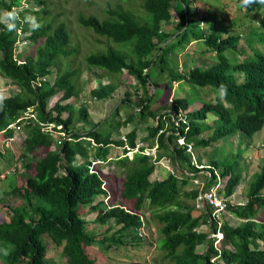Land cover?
Instances as JSON below:
<instances>
[{
    "label": "trees",
    "instance_id": "1",
    "mask_svg": "<svg viewBox=\"0 0 264 264\" xmlns=\"http://www.w3.org/2000/svg\"><path fill=\"white\" fill-rule=\"evenodd\" d=\"M172 1L143 0V16L117 7L107 9V17L99 18L95 14L77 17L81 27L122 44L118 49L108 46L103 52H90L84 61L88 66L110 73L126 71L134 78V90L137 93L141 88L142 94L133 117L139 116L141 121L149 115L155 118V123L146 125L147 134L140 139L136 127L124 135L125 140L119 134H112L113 125L101 130L96 123L85 133L73 131L75 121H87L88 113L85 106H79L78 117L74 115V102L80 92L78 70L69 68L68 58L77 54V48L71 44V34L63 21L54 23L55 17L44 20L39 10L24 7L18 10L21 19L27 13L35 16L42 25L38 30L32 31L27 23L18 22L16 30L9 32L0 23V74L17 86V91L3 96L0 129H6V135L12 136L16 130L7 128V124L29 109L37 115V120L24 118L17 122L23 123V137L17 142L19 160L10 149L0 151V158L7 163L11 160L1 172L9 170L13 174L19 170L16 161L30 167V157L35 160V174L26 175L24 186L12 184L10 190L3 192L19 195L21 202L7 206L10 211L8 221L0 220L2 264H58L47 258L48 245L43 236L56 247H61L66 264H95L85 246H104L105 249L123 243V237L141 239L138 232L140 229L144 231L148 220L146 211L149 210L153 220L161 224L157 248L162 252V261L173 264H218L221 261L224 264H264V159L250 183L247 201L233 205L227 199V210L241 219L237 225L226 221L219 224L211 215L212 209L195 208L198 188L190 174L201 169L210 171L212 176L206 182L208 187L215 182V171L220 169L221 180L227 176L219 187V193L225 198L231 196L238 185V161L227 163L209 159V163L204 164L198 157L199 164L203 165L199 168L193 163L192 149L207 147L238 132L249 137L262 129L264 53L252 44L254 41L264 42V31H253V38H243L252 50V54H245L246 44L239 45L240 33L222 37L212 23L200 28L198 20L192 17L188 0H174L175 5ZM235 1L247 14L264 11V4L253 3L244 7L241 0ZM37 2L43 3V0ZM18 5L20 0H0L3 11L18 9ZM172 9L178 20L173 30H166L163 26L171 21ZM203 21L206 22V17ZM19 33L33 44V52L22 56V62L15 58ZM172 36L178 43H188L191 38L203 39L204 51L212 52L214 57L210 63L187 71H168L165 81L184 80L200 87L211 86L216 95L212 100L203 101L200 108L187 112L184 111L191 102L175 97L170 106L165 107L166 111L159 113L157 108L149 106L152 96L148 87H159V77L167 69L168 57L174 50V42H167ZM229 49L233 51L234 59L226 56L225 51ZM240 54L245 56L240 58ZM64 66L65 70H62ZM154 68H158L155 75ZM53 70L56 75L51 81L49 76ZM221 84L227 88L223 100L217 95ZM115 89L113 82L100 83L90 93L96 99H104ZM58 92L62 93L60 99L48 107L51 97ZM125 100L131 102L129 97ZM114 114H117V108L112 110L111 119ZM209 115L211 121L207 122ZM38 121L61 124V129L69 132V138L55 142L53 133L42 129ZM207 130L211 133L201 136ZM180 138L183 143H178ZM142 141H149L150 147L156 146L154 158L143 152L144 146L138 145ZM112 145L122 147L123 152L108 158ZM136 145L138 150L130 158L125 153ZM40 147L46 149L43 156L37 155ZM163 158L168 159L172 167H159L161 178L150 179L158 161ZM110 161L122 173L121 197L133 201L132 210L105 200L108 194L106 185L113 186L118 179L117 173H106L103 169V165ZM12 167L17 170L12 171ZM82 208L85 212L95 213L92 222L104 226L106 234L98 238L89 232ZM195 210L198 214H193ZM258 214L262 216L260 220H257ZM202 224H209L211 231L199 230ZM217 231L223 234L219 244H215L216 236H210ZM199 245H204L203 251H198Z\"/></svg>",
    "mask_w": 264,
    "mask_h": 264
},
{
    "label": "rangeland",
    "instance_id": "2",
    "mask_svg": "<svg viewBox=\"0 0 264 264\" xmlns=\"http://www.w3.org/2000/svg\"><path fill=\"white\" fill-rule=\"evenodd\" d=\"M37 1L38 0H20L18 10L28 7L32 10H39L41 17L44 18V20H46L47 17L49 20H52L53 17H55L54 23H57V21H63L66 24L68 32L71 34V44L77 48V54L68 58L70 60V62H68L69 68L76 71L78 70L77 80L79 82L78 88L80 92L74 102V115L77 118L78 107L85 106L88 113V120H76L75 125L73 126V131L85 133L88 128H90L93 124L96 125L97 123L99 127H101V130L108 128L109 125H113L112 134H119L120 138L134 127H136L139 139L142 136H146V125H152L155 123V118L149 115L141 121L139 116L133 117V113L135 111L137 112L136 105L137 102H139L140 95L142 94L141 88L137 93L135 92L134 86L136 81H134V78L126 71L110 73L97 67L88 66L84 61L85 56L90 52H103L108 46H114L118 49L122 47V44L115 43L114 41L113 43L105 37L95 34L92 30L81 27L77 21V17L79 15L95 14L99 18L107 17V9L117 7L131 11L135 15L143 16V0H43V3H38ZM195 2L198 3L202 9H204L206 27H209V24L212 23L214 29L217 30L222 37L229 34L235 35L236 33H240L241 39L239 41V45L241 46H245L246 44L243 38H253V31H264V11L247 14L243 8H239L237 6L235 0H193V4ZM172 4L175 5L176 2L173 0ZM196 5L197 4H194L195 7ZM44 9L46 10L43 11ZM3 12V9H0V13ZM26 16H31V14L27 13ZM177 20L178 16L175 11L172 10V20L168 24H164L163 28L166 30H173ZM192 28L195 29V26ZM172 42H174V50L170 52L168 57L169 65L167 66V69L163 70L164 74L159 77V79H161L159 81V87L156 89H154L152 85H149L148 87L152 96L149 106L150 108H157L158 112L164 111L163 109L165 107H169L171 99H174V96H176L185 98L191 102V106L189 105L190 107H188L184 112L189 111V109L192 110L200 108L203 101L212 100L214 98L216 91H214L211 86L200 87L184 80H179L175 86L171 82L168 83L169 79L165 81L167 79L166 73H168V71L173 73H177V71L183 72L185 69L195 65L208 64L213 60L214 54H206V51H204L205 49H203L205 46L201 44V40L200 42L194 41L190 47L187 48L185 47L189 42L178 43L176 40ZM32 45L33 44L30 43L29 40L23 37V34L19 33V41L15 44V58L22 60V56L33 52ZM252 45L264 53L263 40L261 42L254 41ZM75 47H73V49ZM186 49H188L187 51L189 53L193 52L194 57H191V54L184 55ZM194 49L196 50L193 51ZM232 52L233 51L230 49L225 51L228 58L230 57L231 59H234V57L231 56ZM245 54H252V50L249 46H247V44ZM240 58H243L241 57V54ZM64 68L65 66L62 70H65ZM156 73H158V68H154V75ZM55 75L56 72L53 70L49 79L51 81L54 80ZM107 82H113L116 84L115 91L104 99L94 98L91 95L90 90L99 86L100 83L104 84ZM166 84H168V86ZM13 91H17V86L10 83L8 78H5L0 74V96H7ZM61 94V92H58L53 95L49 101L48 107H51L56 100L60 99ZM126 97H129L131 100L130 103L125 100ZM68 101H70V99ZM115 108H117V114H114L111 119L110 114ZM31 113L32 111L30 110L23 114L24 118L27 115H30V118L35 117V114ZM131 114L132 118L129 119ZM62 116H66V112ZM210 116L211 115L208 116L209 118L207 122L211 121ZM38 123L41 127L45 126V124L40 121H38ZM44 129L53 132L55 142H58L59 139H63L60 135V130H53L49 128ZM210 133L211 130H207L202 133L201 136L206 137ZM68 138L69 137H65V139ZM142 142L143 143H139L138 145L144 146L145 149L143 151L148 152V155L154 158L155 154H153V149L155 146L150 147L151 145L149 141ZM122 149V147H117L115 145L110 146L108 158H113L118 153L123 152ZM37 151V155L43 156L46 149L44 147H40ZM133 151H137L136 147L128 149L125 154L131 158L134 154L132 153ZM10 153L19 160L20 149L17 146H13ZM192 155L196 164L200 163L198 162V157L201 158V162L204 164L209 163V159H217L218 161L224 160L227 163L238 161L237 172L240 175V181L233 194L227 199L231 200L233 205L238 203L244 204L247 201V193L249 191L250 183L255 178V174L260 170L264 159V125L261 130L255 132L249 137L242 132H238L232 138L225 137V139L212 142L207 147L194 148L192 149ZM9 156L11 155L9 154ZM30 159V167L23 166L20 161H16V163L19 164L18 171L13 174L8 173L10 174L9 177L8 174L5 178L0 176V220L4 219L8 221L10 216V211L8 209L9 206L21 202V197L19 195L4 194L3 192L10 190L13 185L24 186L26 175L35 174V160H32V157H30ZM9 162L11 163V160ZM9 162L7 163L4 159L0 158V172L8 166ZM111 164H113L112 161L106 163V165H103V169L106 173L109 171L117 173L118 179H116V182L114 183L115 185L113 184V186L110 187L106 185L108 194L105 200L108 199L109 203L112 201L117 204H122L125 208L132 210L131 207L133 201H126L121 197V183L123 180L122 173H119L116 170V167L113 166L114 164ZM159 167L170 168L172 166L168 159L162 160V163H159L156 166L153 174L150 176V179H154L155 177L161 178ZM219 170L220 169L217 171L219 172ZM226 178L227 176L221 180V184H224ZM221 189H223V187H221ZM262 191L264 193V189ZM83 210L84 209L82 208L81 212H83V215L88 220L89 232L98 238L106 234L104 226L92 222L95 213L89 211L85 212ZM193 214H198V211L195 210ZM146 217L148 220L144 227L145 236L141 239H133L129 236L128 238L123 237V243L116 244L105 249L104 246H90L91 251L89 252V255L92 258L97 259L96 264H132L134 262L140 264H173L171 261H162V252L157 248L158 238H160L161 224L153 220L150 215V210L146 211ZM260 218H262V216L258 214L257 220H260ZM216 220L219 224L220 222L226 221V223L228 222L230 225H237L241 221V219L236 217L227 209L220 212L219 217ZM198 228L199 230L205 232L211 231L209 224H202ZM217 235L218 234L216 233L215 236L217 237ZM210 236H213V233H210ZM43 237L44 241H46L48 245L47 258L55 260L58 264H66L65 256L59 248L56 247L50 240L48 241L46 236ZM197 249L198 251H203L204 245H199ZM218 264L224 263L221 261V263L218 262Z\"/></svg>",
    "mask_w": 264,
    "mask_h": 264
},
{
    "label": "built area",
    "instance_id": "3",
    "mask_svg": "<svg viewBox=\"0 0 264 264\" xmlns=\"http://www.w3.org/2000/svg\"><path fill=\"white\" fill-rule=\"evenodd\" d=\"M23 120V117H19L17 118L14 122L7 124L6 127L10 128V127H14V129L16 130L15 133L12 136H7L5 131L6 129H0V151H5L6 149H10L13 146H17V142L21 141V138L23 137V132L21 131V126L23 123L21 124H17V122ZM53 123H47L43 128H53ZM60 127V126H59ZM20 130V131H18ZM60 135L62 138L65 137H69L68 133H66L63 130H60ZM55 138V137H54ZM125 140V138H123ZM60 139L57 143H60ZM179 142H182V139H179ZM138 146H136V150ZM144 152V151H143ZM145 154H149L148 152H144ZM156 153V147H154L153 149V154ZM19 162V161H18ZM97 163L99 161H96ZM193 163L196 167L202 168L203 165L201 164H196L193 160ZM17 164V163H16ZM207 167V166H206ZM12 171L17 170L16 167L11 168ZM8 173H10L9 170L3 171L1 173V177L4 178ZM215 173L217 174V176L215 178V184H211L210 186H206V182L208 181L209 178H211L212 173L210 171H208L207 169H201L199 172L197 173H190L193 175V181L196 184L198 191H197V195L194 199V206L197 210H202L204 208H210L212 209L211 215L217 219L219 217L220 212H222L223 210L227 209V205L229 204L227 201V198L223 197V195L221 193H219V187L221 185V177H219L218 172L215 171ZM238 204H242V203H238ZM219 223V222H218ZM139 235L140 236H144L145 232L140 229L139 230ZM217 235V239L215 241L216 243H219V241L221 240V238L223 237V234L220 231L216 232ZM216 233H213V235L215 236ZM214 258L211 259V261H213Z\"/></svg>",
    "mask_w": 264,
    "mask_h": 264
},
{
    "label": "clouds",
    "instance_id": "4",
    "mask_svg": "<svg viewBox=\"0 0 264 264\" xmlns=\"http://www.w3.org/2000/svg\"><path fill=\"white\" fill-rule=\"evenodd\" d=\"M188 1L190 2V12L192 14V17H194V19H197L198 20V25H199L200 28L205 27L206 25H205V22L203 21V17H205L204 9H202V7H200V5L198 3H196V2L194 3V4H197L196 7H195L194 4H193V0H188ZM253 3L264 4V0H241V5L244 6V7H247V6H249V5L253 4ZM191 4H192V9H191ZM171 13H172V11H171ZM18 22L19 23H27L28 26H29V29L32 30V31L38 30L42 26L40 24V22H38V20L36 19L35 16H25V17H23V19H21L20 15H19V11H18L17 8H12L11 10H7V11H4L3 13H0V23H3L5 25L7 31H9V32L15 31L16 28H17V23ZM173 40H175L174 36H172L171 38H169L167 40V42H170V41L172 42ZM20 62H22V61L20 60ZM153 88L155 89L154 86H153ZM226 94H227V88H226V86H224L223 84H221L219 86L218 90H217V95H218L219 99L220 100H223L224 97L226 96ZM2 100H3V97L0 96V104H2ZM30 110L32 111L31 114H33V113L35 114V117H33V119L37 120L36 112L34 110H32V109H29V111ZM21 117H23V120H24V116L21 115ZM25 118H30V115H27ZM42 123H44V122H42ZM47 123H53L54 126H53V128H51L53 130H56V129L62 130L61 129V127H62L61 124H55L54 122H46L44 124L46 125ZM41 128L44 129L43 127H41ZM63 131H65V130H63ZM68 134H69V132H68ZM69 136H70V134H69ZM178 142H179V140H178ZM179 143H183V139H182V142H179Z\"/></svg>",
    "mask_w": 264,
    "mask_h": 264
},
{
    "label": "crops",
    "instance_id": "5",
    "mask_svg": "<svg viewBox=\"0 0 264 264\" xmlns=\"http://www.w3.org/2000/svg\"><path fill=\"white\" fill-rule=\"evenodd\" d=\"M200 40L202 41L203 39H193V38H191L190 39V41H189V43L186 45V47L185 48H187V47H190V45L194 42V41H199L200 42ZM202 45H204L205 47L203 48V49H205L206 48V45H205V43H204V41H202V43H201ZM189 49V48H188ZM188 49H186V52L184 53V55H189V54H191V57H194V55H193V52H191V53H189L187 50ZM196 49H194L193 51H195ZM206 54H211V52L210 51H208V52H206ZM232 56V55H231ZM245 55H241V57H244ZM187 63V62H186ZM195 66H201V65H195ZM192 67H194V66H192ZM192 67H189V68H192ZM189 68H187V69H185L184 71H187ZM182 81V80H181ZM179 81H173V84L176 86L177 85V83H178ZM154 90V89H153ZM172 90V89H171ZM174 97H176V96H174ZM191 106V105H190ZM189 106V107H190ZM164 111H166V109L164 108L163 109ZM164 111H160V112H164ZM189 111H190V109H189ZM159 112V113H160ZM124 137V136H123ZM123 137H121V138H123ZM233 137V136H232ZM232 137H230V138H232ZM125 138V137H124ZM153 146H155V145H153ZM156 147V146H155ZM132 153H134V151L132 152ZM155 155H156V153H155ZM155 157V156H154ZM165 158H163V159H161L160 161H158L159 163H162V160H164ZM159 172H160V170H159ZM155 178H157V177H155ZM160 178V177H159ZM158 178V179H159ZM94 217V216H93ZM6 221V220H5ZM58 247V246H57ZM59 248V250L61 251V247H58ZM85 251H86V253H88L89 254V252L91 251V249H90V246H85ZM94 260H95V264H96V262H97V259L96 258H93ZM55 261V260H54ZM1 263V262H0Z\"/></svg>",
    "mask_w": 264,
    "mask_h": 264
}]
</instances>
